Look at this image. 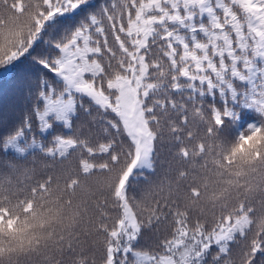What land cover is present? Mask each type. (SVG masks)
<instances>
[{
	"label": "snow or ice",
	"instance_id": "6c2138e0",
	"mask_svg": "<svg viewBox=\"0 0 264 264\" xmlns=\"http://www.w3.org/2000/svg\"><path fill=\"white\" fill-rule=\"evenodd\" d=\"M0 70V264H264V0H0Z\"/></svg>",
	"mask_w": 264,
	"mask_h": 264
},
{
	"label": "trees",
	"instance_id": "16d2710c",
	"mask_svg": "<svg viewBox=\"0 0 264 264\" xmlns=\"http://www.w3.org/2000/svg\"><path fill=\"white\" fill-rule=\"evenodd\" d=\"M3 72H4V70H0V73H3ZM8 88H9V84L4 82V80L0 79V94L6 92ZM7 115H8L9 118H11L12 113L9 111L7 113Z\"/></svg>",
	"mask_w": 264,
	"mask_h": 264
}]
</instances>
